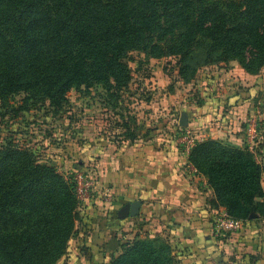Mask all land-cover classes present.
Returning a JSON list of instances; mask_svg holds the SVG:
<instances>
[{"label": "trees", "instance_id": "obj_1", "mask_svg": "<svg viewBox=\"0 0 264 264\" xmlns=\"http://www.w3.org/2000/svg\"><path fill=\"white\" fill-rule=\"evenodd\" d=\"M206 1L0 0V97L42 89L61 98L70 88L97 83L118 92L127 86V59L134 51L180 57L178 74L183 67L193 74L229 60L249 74L259 73L264 68V0H241L232 21L228 11ZM177 30L164 50L165 38ZM19 117L14 111L11 119ZM125 138L136 135L130 132ZM3 144L0 150L9 154L36 155L14 139ZM189 160L206 177L215 205L229 216L250 224L251 214L264 213L256 202L264 197L262 168L246 148L208 140L192 149ZM20 170L13 169L9 180L0 171V264H56L66 256L74 234L73 185L54 175L41 177L30 161ZM239 205L242 218L233 216ZM139 238L122 244L118 252H126L108 264H177L167 238Z\"/></svg>", "mask_w": 264, "mask_h": 264}, {"label": "crops", "instance_id": "obj_2", "mask_svg": "<svg viewBox=\"0 0 264 264\" xmlns=\"http://www.w3.org/2000/svg\"><path fill=\"white\" fill-rule=\"evenodd\" d=\"M197 72L201 77L187 83L166 74L155 77L159 93L144 104L143 115L157 117L163 132L142 127L133 140L97 139L78 154L84 161L96 159L100 181L112 189L115 201L107 215L94 220L97 232L85 235L84 247L62 264H108L122 244L141 233L165 236L177 264H264V213L251 214L249 226L234 235L214 234L213 217L225 210L215 205L206 177L189 160L192 149L208 140L245 148L247 117L264 115V70L249 74L233 61ZM183 135H196L191 147L184 146ZM253 155L262 168L264 191V131L263 143ZM136 202L140 206L133 215ZM256 202L264 207V197Z\"/></svg>", "mask_w": 264, "mask_h": 264}, {"label": "rangeland", "instance_id": "obj_3", "mask_svg": "<svg viewBox=\"0 0 264 264\" xmlns=\"http://www.w3.org/2000/svg\"><path fill=\"white\" fill-rule=\"evenodd\" d=\"M240 3H242L241 0L238 2L237 0L206 1L209 6H216L228 11L231 21L238 18L236 8L240 6ZM177 33L178 30L174 32V36L168 35L165 38L164 50L170 43L169 39L176 37ZM161 52H155L154 55H148V51L131 52L127 59L130 68L127 86L118 92L109 88L107 84L97 83L90 87L70 88L61 98L50 96L42 89L19 91L14 95L0 97V120L5 119L3 123L0 122V144L4 145L3 141L6 142V139H14L17 145L28 148L36 154L31 155L23 151L9 154L7 151L0 150V171H5L8 174L6 179L11 178L12 170L15 168L21 173L20 167L21 165L26 166L27 161H30L36 169L41 170L39 175L44 178L50 174L57 178L61 177L64 182H67L65 180L67 175L79 168L93 171L99 176L95 158L84 161L78 157V154L88 146L92 147L97 139L100 141L103 139L106 142H121L127 133L133 132L137 135L142 127L158 130V133L163 132V123H159L157 117L145 119L143 115L146 99H153L152 94L157 91L159 93L158 86L155 84L158 80L154 81L155 77L166 74L172 78L174 76L181 82L184 78L191 77L198 80L201 75L197 71L211 66L199 68L193 74L189 68L183 67V73L178 74L180 68L177 63L180 57L175 55L156 56ZM231 62L233 61L229 60L228 63L220 62L213 66L227 67ZM39 106H43L44 109L37 111L36 107ZM48 108L51 110L46 112ZM14 111H18L20 114L17 120L11 119ZM261 119H263L261 127L263 133L264 115ZM161 135L165 137V135ZM253 157L255 159L254 155ZM7 160L10 162L9 164ZM74 166H77L78 169ZM22 184L23 182H20V187ZM243 212V207L240 205L233 208V216L236 218H242ZM103 215L99 214L94 217L93 224L96 218ZM72 221L74 234L68 242L67 254L56 264H62L73 251L82 249L84 246L81 240L85 235L92 237L97 232V229L93 227L90 233L85 234L78 213L77 215L73 214ZM138 226L140 228L141 225ZM143 228H141L142 231ZM140 235L139 239L141 240L149 238L148 241L154 240V237H149V234L141 233ZM160 237L162 239L159 240L164 242L165 236ZM221 237L226 238L227 236ZM126 250L119 251L116 258H120Z\"/></svg>", "mask_w": 264, "mask_h": 264}, {"label": "built area", "instance_id": "obj_4", "mask_svg": "<svg viewBox=\"0 0 264 264\" xmlns=\"http://www.w3.org/2000/svg\"><path fill=\"white\" fill-rule=\"evenodd\" d=\"M262 113H254L247 117L245 122L244 147L251 153L257 154L263 143ZM196 140V135L182 136L181 141L186 148L191 147ZM79 170L67 175L65 180L73 185L77 201V213L82 222V230L88 234L94 227L93 219L99 214H107L114 201L115 195L112 189L104 186L100 177L93 171ZM193 173H197L191 167ZM249 226L246 221L232 218L226 212H218L213 217L212 230L218 236H231L245 230Z\"/></svg>", "mask_w": 264, "mask_h": 264}, {"label": "water", "instance_id": "obj_5", "mask_svg": "<svg viewBox=\"0 0 264 264\" xmlns=\"http://www.w3.org/2000/svg\"><path fill=\"white\" fill-rule=\"evenodd\" d=\"M185 121H186V114H182V117H181V120H180V124L181 126H184L185 125ZM140 206V203L139 202H136L135 204H133V215H135L137 212H138V208Z\"/></svg>", "mask_w": 264, "mask_h": 264}]
</instances>
